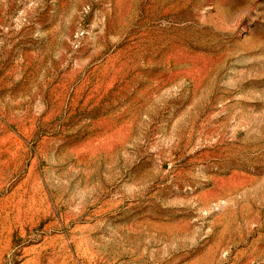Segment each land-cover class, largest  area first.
Returning <instances> with one entry per match:
<instances>
[{
    "label": "rangeland",
    "instance_id": "obj_1",
    "mask_svg": "<svg viewBox=\"0 0 264 264\" xmlns=\"http://www.w3.org/2000/svg\"><path fill=\"white\" fill-rule=\"evenodd\" d=\"M0 264H264V0H0Z\"/></svg>",
    "mask_w": 264,
    "mask_h": 264
}]
</instances>
